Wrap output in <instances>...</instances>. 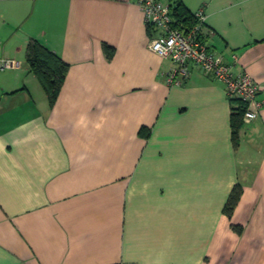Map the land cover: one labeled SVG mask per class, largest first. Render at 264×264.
I'll use <instances>...</instances> for the list:
<instances>
[{
	"label": "crops",
	"instance_id": "0c3cea01",
	"mask_svg": "<svg viewBox=\"0 0 264 264\" xmlns=\"http://www.w3.org/2000/svg\"><path fill=\"white\" fill-rule=\"evenodd\" d=\"M180 1L264 100V0ZM149 31L136 0H0V264H264V106L234 145L223 82L168 84ZM30 38L68 64L52 105Z\"/></svg>",
	"mask_w": 264,
	"mask_h": 264
},
{
	"label": "built area",
	"instance_id": "2783aa9c",
	"mask_svg": "<svg viewBox=\"0 0 264 264\" xmlns=\"http://www.w3.org/2000/svg\"><path fill=\"white\" fill-rule=\"evenodd\" d=\"M151 30L148 40L150 50L170 60L172 66L166 73L168 84H181L190 75L191 65L201 68L205 75H211L223 82L227 95L238 98L246 104L242 122L255 119L264 100L257 99L259 85L246 72L233 74L230 64L220 53H214L204 40L203 10L193 12L196 23L188 29L173 26L168 2L162 0H136ZM19 67V61L0 57V69Z\"/></svg>",
	"mask_w": 264,
	"mask_h": 264
},
{
	"label": "trees",
	"instance_id": "16d2710c",
	"mask_svg": "<svg viewBox=\"0 0 264 264\" xmlns=\"http://www.w3.org/2000/svg\"><path fill=\"white\" fill-rule=\"evenodd\" d=\"M169 6L173 26L180 29H188L195 25L197 20L193 12L188 11L180 0H175V2L172 3L169 2ZM103 47L107 52L108 50L111 52L110 46L104 44ZM110 52L108 54H110ZM25 60L29 65V71L37 78L39 84L45 92L49 105H52L60 91L68 69V64L56 53L45 47L34 38H30L26 44ZM231 101L236 102L238 105L232 107L230 117L232 141L233 144L236 145L238 131L243 125L242 116L246 109V104L238 98H231ZM241 192L242 188L240 184H235L230 191L223 208V212L226 216L230 217L232 215L233 209L239 200ZM232 228L237 233H241L242 231L240 225L233 224Z\"/></svg>",
	"mask_w": 264,
	"mask_h": 264
}]
</instances>
